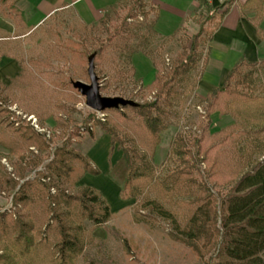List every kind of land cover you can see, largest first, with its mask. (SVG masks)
I'll use <instances>...</instances> for the list:
<instances>
[{
	"label": "trees",
	"instance_id": "1",
	"mask_svg": "<svg viewBox=\"0 0 264 264\" xmlns=\"http://www.w3.org/2000/svg\"><path fill=\"white\" fill-rule=\"evenodd\" d=\"M235 1H203L201 12L192 18L197 30L186 38L169 68L154 76V100L103 111L121 118L122 110L132 112L151 138L153 148L149 154L141 152L134 140V145L127 144L115 124L109 125L106 120L95 123L109 136V155L114 147L121 152L110 171L120 181L121 199L141 194L151 210H159L158 203L147 195L148 189L156 188L170 206L176 202L184 205V212H165L181 228L179 232H169V236L195 256L214 258L216 264H264V158L260 159L264 136L259 131L251 136L239 130L236 123L211 131L216 111L234 119L240 110L264 118V79L261 84L255 80L258 66L264 68V59L249 61L241 56L228 69L222 83L201 101L205 105L200 131L175 133L161 173L153 159V149L167 129L162 105L172 107L177 97L176 84L190 79L193 73L191 90L196 88L208 65L213 35ZM127 6L113 29L107 26L109 15H103L99 22L107 32L104 42L113 43L123 36L118 48L127 52L123 62L132 78L135 68L129 62L140 45L130 43V37L138 35L130 34L127 22L142 16L141 22L146 21L148 29L154 31L158 7L153 0H128ZM240 8L255 12L250 22L255 35L264 41V0H245ZM142 37L147 41L146 36ZM94 52L100 54L101 48ZM22 74L19 64L17 76L7 84L0 81V105L9 102L13 83ZM41 115L37 112L35 116L40 128ZM94 117L90 115L87 121ZM71 122L57 118L55 127L75 136L70 131ZM0 147L7 152L4 158L12 169L0 174V190L8 193L12 203L9 210L0 211V264H76L91 239L90 231L108 221L111 210L99 191L83 186L69 193L63 185L69 182L73 159L84 161V173L95 176L99 170L66 144L51 150L45 133L36 130L30 121L15 117L6 106H0ZM43 153H47V158ZM45 160L48 161L43 164ZM0 167L6 170L1 158ZM31 173L35 174L33 178H29ZM85 221L93 223V227L86 229Z\"/></svg>",
	"mask_w": 264,
	"mask_h": 264
},
{
	"label": "rangeland",
	"instance_id": "2",
	"mask_svg": "<svg viewBox=\"0 0 264 264\" xmlns=\"http://www.w3.org/2000/svg\"><path fill=\"white\" fill-rule=\"evenodd\" d=\"M127 5L128 0H120L102 12L98 19L89 23L73 11L63 12L33 28L18 29L16 35H24L16 38L0 31V36L5 37L0 41V50H5L7 55L16 60L17 74L19 64L23 68V74L13 83L12 94L8 95L9 102L0 106L8 107L15 117L30 121L36 130L45 133L51 150L66 144L72 152L85 156L90 165L100 172L95 176L84 173V161L73 159L69 182L63 185L69 193H75L83 186L99 191L111 210L108 221L90 231L91 239L76 264H216L217 260L214 258L200 259L188 247L169 236V232H179L181 228L178 229L165 212H184L183 204L176 202L170 206L156 188L148 189L147 195L150 200L158 203L160 211L156 208L151 210L141 194L130 199L120 198V181L110 171L121 158V152L114 147L108 156L109 136L95 121L106 120L109 125L115 124L127 144L134 145V140L138 149L146 154L153 148L151 138L129 110H122L124 118L111 112L93 111L85 105V98L72 87L71 81L89 82L87 57L100 47L101 53L95 55L94 64L102 95L121 96L138 103L154 100L152 81L155 74L169 68L173 58L186 43V38L197 30V26L192 19L187 20V23L183 20L180 23L174 21L173 24L186 25L168 37L163 32L158 34L154 27V31L149 30L147 22H141L142 16L138 20H129L127 30L130 34L138 35L136 38L130 37V43L135 45L139 42L140 45L129 62L135 68V74L131 78L125 71L128 65L123 62L127 52L123 53L118 48L123 36L113 43L104 42L107 32L99 22L103 15H109L107 26L113 29L126 13ZM143 35L147 37V41ZM240 53L236 48L230 47L228 51H223L221 47L214 46L209 56V67L196 88L191 90L190 84L194 73L190 79L176 84L177 97L172 101V107L162 105L167 129L160 134V142L153 149L157 172L163 171L161 165L168 152L170 140L176 132L189 134L200 131L205 105L201 101L208 92L222 83L224 67L229 69ZM259 54L255 61L264 59V52ZM221 59L224 63L222 66ZM14 77L0 78V81L7 84ZM263 79L264 68L259 65L255 72L256 83L261 84ZM37 112L43 117L42 128L40 120L35 117ZM93 114L95 117L87 121ZM30 117L32 118L29 119ZM57 118L72 121L69 123L70 131L76 135L66 134L61 128L55 127ZM212 119V132L236 123L239 130L249 132L251 136L256 135L257 131L264 136V118L254 112L240 110L238 118L234 119L230 114L216 111ZM31 149L34 150V147ZM6 154L0 147L1 162L6 168L4 170L0 167V174L12 170L4 158ZM43 155L47 158V153ZM262 158L264 153L260 159ZM34 176L31 173L29 178ZM11 207V197L0 190V211L9 210ZM84 224L86 229L93 227L90 221H85Z\"/></svg>",
	"mask_w": 264,
	"mask_h": 264
},
{
	"label": "crops",
	"instance_id": "3",
	"mask_svg": "<svg viewBox=\"0 0 264 264\" xmlns=\"http://www.w3.org/2000/svg\"><path fill=\"white\" fill-rule=\"evenodd\" d=\"M118 1L120 0H0V31L11 35L13 38L20 37L24 34L17 36L18 29L33 28L41 22H45L60 13L68 11H73L74 14L89 23L98 19L102 12L115 5ZM203 1L153 0V3L158 7V18L154 25V30L158 34L163 32L168 34V37L173 36L185 27L186 24H179L181 20L187 23V20L190 21L196 14L201 12ZM244 1L236 0L230 7L210 43L211 51L214 46H219L223 51H228L231 47L241 52L240 56L234 59L230 67L241 56L249 61H255L260 56L259 53L264 52V41L255 35V29L250 22L255 12L241 10L240 8ZM174 21L179 23L173 24L172 22ZM261 27L264 28V18ZM4 38L0 36V41ZM210 59L208 60L204 76L209 67ZM220 64V66L224 65L222 59L220 60ZM227 71L228 68L224 67V74ZM17 72L18 66L16 60L7 55L5 50H0V78L16 76ZM109 154L110 145L108 156Z\"/></svg>",
	"mask_w": 264,
	"mask_h": 264
},
{
	"label": "water",
	"instance_id": "4",
	"mask_svg": "<svg viewBox=\"0 0 264 264\" xmlns=\"http://www.w3.org/2000/svg\"><path fill=\"white\" fill-rule=\"evenodd\" d=\"M96 53L93 52L87 57V75L89 82L81 80L72 81V87L85 98V105L96 112H103L106 109H117L119 107H136L138 102L121 96H104L100 93V84L95 71Z\"/></svg>",
	"mask_w": 264,
	"mask_h": 264
},
{
	"label": "built area",
	"instance_id": "5",
	"mask_svg": "<svg viewBox=\"0 0 264 264\" xmlns=\"http://www.w3.org/2000/svg\"><path fill=\"white\" fill-rule=\"evenodd\" d=\"M32 117H30L29 119H31Z\"/></svg>",
	"mask_w": 264,
	"mask_h": 264
}]
</instances>
